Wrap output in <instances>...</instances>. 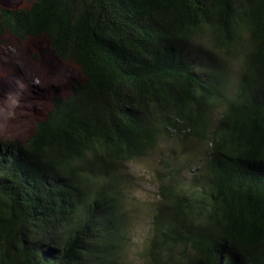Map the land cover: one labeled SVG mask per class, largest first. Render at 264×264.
I'll return each mask as SVG.
<instances>
[{
	"label": "trees",
	"instance_id": "1",
	"mask_svg": "<svg viewBox=\"0 0 264 264\" xmlns=\"http://www.w3.org/2000/svg\"><path fill=\"white\" fill-rule=\"evenodd\" d=\"M25 1L0 42L42 36L83 79L0 139V264H124V166L173 135L207 151L157 172L147 264H264V0Z\"/></svg>",
	"mask_w": 264,
	"mask_h": 264
},
{
	"label": "rangeland",
	"instance_id": "2",
	"mask_svg": "<svg viewBox=\"0 0 264 264\" xmlns=\"http://www.w3.org/2000/svg\"><path fill=\"white\" fill-rule=\"evenodd\" d=\"M0 4L30 5L25 0H0ZM227 65L231 82L235 83L240 64L227 61ZM82 79L80 68L59 60L44 37L18 41L5 35L0 42V139L23 142L48 108V98L55 93L65 95L72 80ZM206 151L205 143L173 135L161 138L146 156L125 164L123 171L130 178L123 187L129 240L122 258L124 264H147L150 219L159 201L157 172H176L185 178L198 174L200 171L194 168L202 165Z\"/></svg>",
	"mask_w": 264,
	"mask_h": 264
},
{
	"label": "flooded vegetation",
	"instance_id": "3",
	"mask_svg": "<svg viewBox=\"0 0 264 264\" xmlns=\"http://www.w3.org/2000/svg\"><path fill=\"white\" fill-rule=\"evenodd\" d=\"M17 40V39H16ZM19 41V40H18ZM25 98H26V100H27V97L25 96ZM24 110H26L27 111V107L26 106H24Z\"/></svg>",
	"mask_w": 264,
	"mask_h": 264
},
{
	"label": "bare ground",
	"instance_id": "4",
	"mask_svg": "<svg viewBox=\"0 0 264 264\" xmlns=\"http://www.w3.org/2000/svg\"><path fill=\"white\" fill-rule=\"evenodd\" d=\"M59 95H61V94H59Z\"/></svg>",
	"mask_w": 264,
	"mask_h": 264
}]
</instances>
